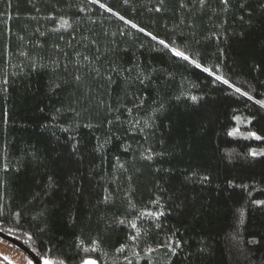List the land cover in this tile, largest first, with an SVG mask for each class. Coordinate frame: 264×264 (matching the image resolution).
<instances>
[{
    "label": "trees",
    "instance_id": "trees-1",
    "mask_svg": "<svg viewBox=\"0 0 264 264\" xmlns=\"http://www.w3.org/2000/svg\"><path fill=\"white\" fill-rule=\"evenodd\" d=\"M0 231L41 264H264V0H0Z\"/></svg>",
    "mask_w": 264,
    "mask_h": 264
},
{
    "label": "rangeland",
    "instance_id": "rangeland-1",
    "mask_svg": "<svg viewBox=\"0 0 264 264\" xmlns=\"http://www.w3.org/2000/svg\"><path fill=\"white\" fill-rule=\"evenodd\" d=\"M87 259L96 262L92 258ZM0 262L4 264H32V260L25 252L3 239H0Z\"/></svg>",
    "mask_w": 264,
    "mask_h": 264
},
{
    "label": "snow or ice",
    "instance_id": "snow-or-ice-1",
    "mask_svg": "<svg viewBox=\"0 0 264 264\" xmlns=\"http://www.w3.org/2000/svg\"><path fill=\"white\" fill-rule=\"evenodd\" d=\"M200 2H201V4H203L204 3V0H200ZM221 3L227 5L228 0H221ZM181 6H183V5H181ZM121 19H123V17H121ZM133 27H135V25H133ZM140 31H144V30L143 29H140ZM149 35H151V34L149 33ZM152 38L153 39H156V37H154V36ZM159 43L162 44V45H164L166 48L168 47V45L165 44V41H163V40H160ZM171 51H172L173 55H175L177 57H181L184 60H188L189 59V57L187 55H185L184 52L178 51L175 48L171 49ZM196 67H200V65L199 64H196ZM203 70L205 72H208L209 71V69H207V68H205ZM76 79L79 80V77H76ZM216 79L217 80H220L221 77H216ZM223 83L228 84V81L227 80H224ZM236 91H240V89H236ZM245 95H247V94L245 93ZM249 99H251V97H249ZM256 138L257 139H260V137H256ZM252 154L255 155L256 153H252ZM133 227L135 228V225H133ZM177 247H179V244H177ZM85 251H87V249H85ZM44 264H52V262L49 261V260H44ZM61 264H63V262H61ZM80 264H96V262L93 261V260H90V259H82L81 262H80Z\"/></svg>",
    "mask_w": 264,
    "mask_h": 264
},
{
    "label": "water",
    "instance_id": "water-1",
    "mask_svg": "<svg viewBox=\"0 0 264 264\" xmlns=\"http://www.w3.org/2000/svg\"><path fill=\"white\" fill-rule=\"evenodd\" d=\"M0 237H2L6 241L11 242L12 244L20 248L23 252H25L30 257V259L32 260L34 264H41L40 260L36 257V255L32 251H30L26 246H24L19 241H17L16 239L4 234L1 231H0Z\"/></svg>",
    "mask_w": 264,
    "mask_h": 264
},
{
    "label": "flooded vegetation",
    "instance_id": "flooded-vegetation-1",
    "mask_svg": "<svg viewBox=\"0 0 264 264\" xmlns=\"http://www.w3.org/2000/svg\"><path fill=\"white\" fill-rule=\"evenodd\" d=\"M0 239H3L2 237H0ZM4 241H6L5 239H3ZM6 242H8V241H6ZM9 243H11V242H9ZM12 244V243H11ZM14 245V244H13ZM15 246V245H14ZM17 247V246H16ZM20 249V248H19ZM0 264H4L3 262H0Z\"/></svg>",
    "mask_w": 264,
    "mask_h": 264
}]
</instances>
